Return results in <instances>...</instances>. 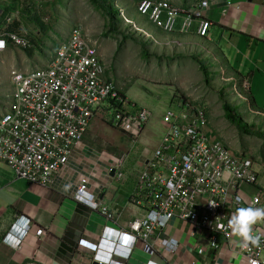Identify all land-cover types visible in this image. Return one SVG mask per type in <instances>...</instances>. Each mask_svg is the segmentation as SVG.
<instances>
[{
  "label": "built area",
  "instance_id": "2783aa9c",
  "mask_svg": "<svg viewBox=\"0 0 264 264\" xmlns=\"http://www.w3.org/2000/svg\"><path fill=\"white\" fill-rule=\"evenodd\" d=\"M57 1L0 0V55L13 48L33 50L36 38L30 35L26 19L50 23V18H40L39 13ZM198 2V9L186 10L171 0H140L136 8L140 16L164 33L174 32L182 17V33L195 30L197 36L206 38L211 23L201 10L208 8L210 1ZM112 4L122 20L157 42L127 17L117 0ZM196 20L199 25L194 28ZM35 33L39 38L41 33ZM169 44L182 46L176 40ZM45 52L41 65L11 72L12 90L0 117V163L10 167L16 178L48 188L69 167L74 152L84 145L95 118L105 121L110 116L109 123L136 144L153 114L120 92L107 77L98 41L91 39L82 25L75 26ZM221 73L225 71L221 69ZM235 92L243 99L236 88ZM248 106L251 113H258L249 103ZM160 122L165 131L160 143L145 148L144 158L136 163V185L129 201L143 208L144 214L126 229L108 224L95 232L96 240L88 241L93 262L127 264L140 244L151 255H175L181 243L169 236L167 229L173 221L182 220L193 226L192 236L199 233L207 239V245L198 248L204 257L228 245L246 264H264V238L259 247H244L228 227L238 208L264 207L262 190L253 198L243 190L244 186L257 185L259 180L252 153H236L229 142L214 133L208 109L191 97L177 110L166 111ZM100 155L110 161L108 171L115 170L112 180L121 183L128 179V156L107 152ZM90 179V174L81 175L75 200L99 212L106 222L117 224V214L90 192ZM32 231L39 239L46 233L45 228H37L20 216L3 243L19 249ZM253 234L264 237V221L254 225ZM146 264L159 263L150 260Z\"/></svg>",
  "mask_w": 264,
  "mask_h": 264
},
{
  "label": "crops",
  "instance_id": "0c3cea01",
  "mask_svg": "<svg viewBox=\"0 0 264 264\" xmlns=\"http://www.w3.org/2000/svg\"><path fill=\"white\" fill-rule=\"evenodd\" d=\"M117 1L127 17L128 14L137 11L136 0ZM171 1L186 10L194 9L199 3V0ZM209 1L210 6L201 10L211 23L206 38L197 36L195 30L188 34L182 33V17L177 20L175 31L172 33H164L142 16L143 22L136 20L141 26L139 28L157 40L149 50L150 55L145 63V76L154 83L176 86V95L179 90L181 94L187 93V98H192L199 88L200 68L192 57L183 56L182 49L186 45H191L196 50L203 47L213 55L214 61L220 64V69L230 75V79L243 81L244 92L248 93L250 98L247 100H251L253 104L255 101L251 97V92L254 84L257 83L259 87L263 83V80L260 83L256 82V73L252 68L264 60V54L261 57V53H264V0ZM100 10L105 13L104 10ZM129 19L135 22L133 17ZM193 25L194 28L197 27L199 20ZM216 31L237 50L233 58L242 70H235L236 64L234 67L231 66L225 45L214 42L212 34ZM174 40L180 42L182 46L168 45ZM149 41L150 44L153 42ZM160 44L163 46H159ZM102 49L104 53L105 47ZM162 54L167 57L161 58ZM182 61L184 62L181 63ZM166 66L171 71L170 76ZM243 70H248V74H243ZM167 76L169 77L166 78ZM7 104L8 100L0 103V117L5 112ZM100 154L101 152L95 151L84 141V145L72 155L66 171L58 175L48 188L16 178L10 167L0 163V264H95L88 242L96 240L95 232L98 233L108 224L126 229L132 220L144 214L143 208L129 203L135 190L136 168L127 165V182L119 183L112 180L114 176L108 171L110 161ZM82 174L91 175L90 192L97 194L103 204L117 214L119 217L117 224L106 222L99 212H94L75 200V192ZM20 216L28 218L37 228H45L46 233L42 239H39L34 236L33 230L24 240L21 248L12 249L3 243V238ZM193 230L189 222L175 220L167 229V234L181 243L175 255L162 256L159 253L151 255L148 248L140 244L126 263L146 264L153 260L159 264H246L243 258L228 245H223L215 255L204 257L198 248L205 247L207 239L199 233L192 236ZM142 255L151 258L141 262ZM154 256H156L155 260Z\"/></svg>",
  "mask_w": 264,
  "mask_h": 264
},
{
  "label": "rangeland",
  "instance_id": "374dc122",
  "mask_svg": "<svg viewBox=\"0 0 264 264\" xmlns=\"http://www.w3.org/2000/svg\"><path fill=\"white\" fill-rule=\"evenodd\" d=\"M136 1L137 3L139 2V0ZM128 15L134 18L138 27H141L137 21L143 22V20L137 11ZM39 16L40 18H50V23H43L45 25L43 28L38 24V21L35 20L34 22L30 18L26 19L30 35L36 38L33 50L24 51L13 48L6 54L0 55V103L9 101L8 95L12 90L11 72L14 69L25 71L41 65L46 59V50L54 48L57 40L66 37L75 26L82 25L88 31L90 38L98 41L100 54L108 66L107 77L115 82L120 92L126 94L138 106L149 109L153 114L145 132L136 144H133L127 136L109 123L110 116H107L105 121H101L99 118H95L92 121L85 138V144L97 152L128 156L127 165L134 166L137 169L135 165L138 160L144 158L145 148H154L161 141L165 131L164 126L160 122L163 114L170 109L177 110L188 96L187 93L181 94L179 90H177L176 95V86L160 82L154 83L145 76V63L149 56H144L143 50L150 55L149 50L152 49L155 41L142 32L137 31L133 25L126 23L122 19H119L117 23L119 33L110 32L107 14L103 13L96 5H93L90 0H58L51 7L45 6ZM35 32L41 33L39 38L36 37ZM123 36L128 38L123 39ZM212 37L216 44L225 45L228 51V59L231 66L234 67L236 62L233 54L236 56L237 50L232 48L228 40H224L217 31L212 34ZM147 39L153 42L150 44ZM159 46L163 45L160 44ZM103 47H105L104 53L102 51ZM197 49L191 45H186L182 49V54L189 57L199 55L207 59L211 66L214 67L211 70L216 72L217 76L208 85L204 82L203 73L199 69V88H197L198 90L193 94L192 98L202 101L208 109L210 125L214 133L229 142L236 153L240 151L252 153V157L255 160L254 167L259 173V180L257 185L244 186L243 190L247 197L253 198L256 194H260L261 190L264 192V137L242 133L234 124L229 122L224 117L220 93L224 95L223 101L238 108V111L253 132H264V60H261L259 64L257 63L252 68L256 73V82L260 83L263 80L259 87H257V83H253L254 88L251 92L252 96H250L255 102L252 104L251 100L247 101L250 98L248 93L244 92L245 85L243 81L241 79L232 80L228 73H221V66L214 61L213 55L208 53L206 48L200 47ZM263 54L261 53V57H263ZM166 57L164 54L161 55V58ZM168 57L171 58L170 56ZM166 69L170 76L171 71L167 66ZM240 69L242 70V67L236 64L235 70ZM247 71L243 70L242 72L243 74H248ZM235 88L243 96V99L236 94ZM248 102L251 104L252 109L258 113L249 111ZM148 258L150 259L151 257L142 255L141 262ZM155 259L156 256H154Z\"/></svg>",
  "mask_w": 264,
  "mask_h": 264
},
{
  "label": "trees",
  "instance_id": "16d2710c",
  "mask_svg": "<svg viewBox=\"0 0 264 264\" xmlns=\"http://www.w3.org/2000/svg\"><path fill=\"white\" fill-rule=\"evenodd\" d=\"M93 5H96L100 9L104 10L105 14H107V17L109 19V30L112 33H119L117 28V23L119 22L120 14L119 11L113 6L111 3V0H90ZM38 21L43 28L44 24ZM127 36H123V39H127ZM29 51V50H28ZM143 55L148 57L149 53L143 50ZM192 59L199 65L200 70L203 73L204 82L208 85L215 79L216 72L212 71L211 69L213 66H211V63L207 60L202 58L199 55H192ZM221 100L223 102V111H224V117L234 124L236 128L245 134H254L256 136L264 137V132H253L247 122H245L244 118L242 117V114L238 111V108L233 106L232 104L223 101L224 95L223 93H220Z\"/></svg>",
  "mask_w": 264,
  "mask_h": 264
},
{
  "label": "clouds",
  "instance_id": "9594fccd",
  "mask_svg": "<svg viewBox=\"0 0 264 264\" xmlns=\"http://www.w3.org/2000/svg\"><path fill=\"white\" fill-rule=\"evenodd\" d=\"M218 219V218H217ZM264 221V207L238 208L228 221V227L234 236L240 238L244 247L249 245L260 246L262 235L253 234V227L258 222Z\"/></svg>",
  "mask_w": 264,
  "mask_h": 264
},
{
  "label": "water",
  "instance_id": "95a60500",
  "mask_svg": "<svg viewBox=\"0 0 264 264\" xmlns=\"http://www.w3.org/2000/svg\"><path fill=\"white\" fill-rule=\"evenodd\" d=\"M114 175H115V170H112L111 176H114ZM95 264H97V263H95Z\"/></svg>",
  "mask_w": 264,
  "mask_h": 264
}]
</instances>
